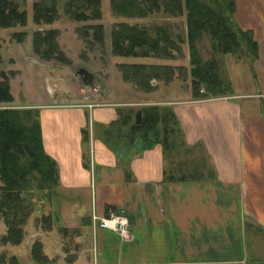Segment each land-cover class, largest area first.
Masks as SVG:
<instances>
[{
	"label": "crops",
	"instance_id": "crops-1",
	"mask_svg": "<svg viewBox=\"0 0 264 264\" xmlns=\"http://www.w3.org/2000/svg\"><path fill=\"white\" fill-rule=\"evenodd\" d=\"M234 19L258 43L247 86L257 91L162 100L174 111L181 143L205 155L206 176H177L184 169L166 147L142 136L127 139L126 125L110 141L105 131L123 110L119 103L39 108L45 150L58 164V195L65 204L73 198L62 188L75 189V197L91 196L86 222L68 224L60 214L54 222L64 239L68 229L82 233L75 237L81 255L91 243L93 255L79 264L260 263L254 243L255 235H264V0H235ZM95 121L103 122L105 134L95 132ZM116 212L127 217L130 236L93 219ZM84 237L89 241L81 245Z\"/></svg>",
	"mask_w": 264,
	"mask_h": 264
},
{
	"label": "rangeland",
	"instance_id": "rangeland-1",
	"mask_svg": "<svg viewBox=\"0 0 264 264\" xmlns=\"http://www.w3.org/2000/svg\"><path fill=\"white\" fill-rule=\"evenodd\" d=\"M21 4L28 13L27 25H19L14 28H0V71H5L10 80L11 90L14 100L0 107L9 108H46L49 104H78V103H103L114 102L119 103V114L122 115L132 111L133 121L136 120V114L141 109L158 105L159 107H170V105L162 104L166 100H175L194 95L192 89V75L190 69L189 48L187 43L183 45L184 56L176 60H163L159 58H133L118 56L113 53L111 30L114 24L127 21L140 26H151L154 24L168 25L173 36H187L186 13L181 16H170L162 10L156 11L147 16H131L127 17L116 13L113 10V0H101L102 20L97 21H78L71 17L65 11L66 0H56L60 16L52 24L36 25L33 23V2L34 0H15ZM205 2L215 5L212 0H204ZM185 4V0H183ZM102 23L104 25L103 40L95 38L94 29L89 25ZM38 29H57L56 47L51 53L41 54L35 52L33 47V34ZM25 32V37L19 40L16 33ZM47 44L44 49L47 48ZM197 49L203 61L215 59L218 65V72L227 85L230 86V92H248L257 91L255 85L248 90V83L253 79L252 70L242 56L236 54H224L219 47L216 46V40L208 32H203L196 42ZM43 49V50H44ZM166 63L175 65H185L187 72L183 75L178 73L174 79L168 84L159 79L153 83L150 91L139 87L134 82L124 79L123 70L120 67L122 63ZM87 68L96 77V84L85 85L77 71L80 68ZM98 82V83H97ZM194 88V87H193ZM195 89V88H194ZM202 94L205 91L201 90ZM207 97H210V95ZM163 100V101H162ZM164 113V112H163ZM142 116V112H141ZM142 118V117H141ZM122 121V119H120ZM118 123V121H117ZM103 122L95 121V132L98 134L102 131ZM119 129L109 127L105 132L108 139L112 141L114 131L120 133L123 128L122 122L118 125ZM164 123L158 126L161 140L164 135L162 129ZM177 131L172 124L170 129ZM88 129V127H87ZM125 129L126 126H125ZM125 131V130H121ZM113 132V133H112ZM102 133V132H101ZM106 133V134H107ZM127 133V132H126ZM105 134V133H102ZM130 134V133H129ZM181 134L175 132L168 135L164 139L163 144L167 153L171 154V159L176 166L181 165L182 169L176 173L177 176L184 175L187 178L194 176H206L202 172L205 164V155L197 148H189L182 144ZM151 134L148 139L151 138ZM131 137V136H130ZM127 135V139H130ZM137 137L133 138L134 141ZM176 148H178L176 151ZM191 167L195 165L193 172ZM33 190H31L33 212L25 227L24 240L16 245L13 243L4 244L0 240V253L7 255L9 262L6 264H42L35 261L31 256V247L37 240L42 243V250L47 255L48 263L45 264H79L78 260L83 256L93 255L90 242L88 249L85 247L83 255L81 248L75 245V237H82V233L77 232L74 228L68 229L69 235L64 239L63 232L60 228L55 227V220H59L60 216L68 221V224H74L75 220L81 219L85 221L92 216V200L86 198L80 192V196H73L75 189L69 191L62 188L61 192L71 194L70 202L65 204L64 198L58 195L57 187L54 186L48 190H40L35 187L36 181L31 182ZM79 190V189H78ZM69 195V194H68ZM28 196V194H27ZM73 196V197H72ZM67 199V198H66ZM48 213L55 218L51 223L43 220L42 216ZM2 221V219L0 218ZM0 221V222H1ZM86 222V221H85ZM79 225L83 222H78ZM53 226L56 228L54 230ZM7 231V226L0 223V235ZM79 233V235L77 234ZM0 236V238H1ZM249 233V243L251 249V239ZM81 239V238H80ZM89 240L86 237L81 239V245H86ZM258 253L257 258L259 264H264V235H255V243ZM11 254L16 257V261L10 260ZM81 255V258L79 255ZM69 257V258H68ZM87 258V257H86Z\"/></svg>",
	"mask_w": 264,
	"mask_h": 264
},
{
	"label": "trees",
	"instance_id": "trees-1",
	"mask_svg": "<svg viewBox=\"0 0 264 264\" xmlns=\"http://www.w3.org/2000/svg\"><path fill=\"white\" fill-rule=\"evenodd\" d=\"M214 6L204 0H113V10L121 15L147 16L162 10L170 16L186 13L187 36H173L168 25L154 24L140 26L127 21L114 24L111 30L112 50L115 55L133 58H161L176 60L184 56L183 45L189 48L192 67V89L194 97L223 96L230 92V86L220 76L217 61L213 58L203 61L196 42L203 32H208L216 40V46L224 54H240L253 69L258 57V43L251 30H243L234 19L235 0H212ZM65 11L75 20L83 22L101 21V0H66ZM33 23L36 25L52 24L60 16L56 0H34ZM28 13L15 0H0V28H14L27 25ZM94 29L95 38L103 40L104 25H89ZM25 32L15 35L19 40ZM57 29H38L33 34V47L38 54L51 53L56 47ZM48 45L44 49L45 45ZM44 49V50H43ZM124 79L143 86L150 91L157 79L168 84L175 75L185 74L187 67L183 64L158 63H122ZM205 91L202 94L201 90ZM14 100L9 76L0 71V105ZM132 111L123 114L113 123L115 128L120 122L127 126V135L131 141L135 136H142L151 143L166 142L170 125H175L176 117L171 107L148 106L141 109L142 121H133ZM164 112V113H163ZM122 119V121H120ZM118 121V123H117ZM164 123L160 130L158 126ZM119 128V127H118ZM85 136L88 131L84 129ZM130 133V134H129ZM151 136L150 139L148 137ZM165 147V145H164ZM40 190H48L59 184L58 164L47 153L43 144L40 111L38 108L0 107V218L7 226V231L0 240L4 244H20L25 237V227L33 212L31 190L32 181ZM28 194V196H27ZM109 215V213H108ZM47 223L53 221L51 213L42 216ZM66 230V229H62ZM31 256L38 263H48L47 255L42 250L41 241L37 240L31 247ZM7 255L0 253V264H6ZM10 260H15L11 256Z\"/></svg>",
	"mask_w": 264,
	"mask_h": 264
},
{
	"label": "built area",
	"instance_id": "built-area-1",
	"mask_svg": "<svg viewBox=\"0 0 264 264\" xmlns=\"http://www.w3.org/2000/svg\"><path fill=\"white\" fill-rule=\"evenodd\" d=\"M95 221H100L103 228L111 229L121 236H130L129 222L123 213H111L104 217L93 216Z\"/></svg>",
	"mask_w": 264,
	"mask_h": 264
},
{
	"label": "water",
	"instance_id": "water-1",
	"mask_svg": "<svg viewBox=\"0 0 264 264\" xmlns=\"http://www.w3.org/2000/svg\"><path fill=\"white\" fill-rule=\"evenodd\" d=\"M78 75L82 78L83 83L85 85H94L96 84V77L95 74H93L91 71H89L87 68H80L77 71ZM98 83V82H97ZM142 121L141 118V111H138L136 114V124H139Z\"/></svg>",
	"mask_w": 264,
	"mask_h": 264
}]
</instances>
